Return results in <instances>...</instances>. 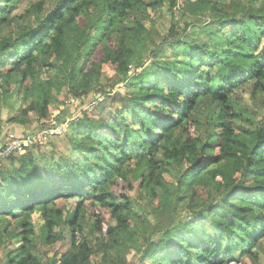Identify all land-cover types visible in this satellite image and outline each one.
<instances>
[{"label": "trees", "instance_id": "16d2710c", "mask_svg": "<svg viewBox=\"0 0 264 264\" xmlns=\"http://www.w3.org/2000/svg\"><path fill=\"white\" fill-rule=\"evenodd\" d=\"M22 1L0 0V139L38 134L30 115L49 121L65 89L105 98L97 119L70 123V151L36 144L0 167V264L264 255V107L235 101L264 97V0H44L18 15ZM144 190L146 214L134 206ZM67 235L69 251L54 249Z\"/></svg>", "mask_w": 264, "mask_h": 264}, {"label": "rangeland", "instance_id": "374dc122", "mask_svg": "<svg viewBox=\"0 0 264 264\" xmlns=\"http://www.w3.org/2000/svg\"><path fill=\"white\" fill-rule=\"evenodd\" d=\"M40 1H44V0H24L18 5L15 13H17L19 15L25 11L28 3L37 4ZM45 1H51V0H45ZM226 5L227 4H225V6ZM157 28H158L157 30L152 31L153 39L149 43L152 49H155L158 42H160L161 35L164 33V31L161 27H157ZM9 33H10V31L8 28H3L0 32V36L8 35ZM188 40L190 42H193L195 40V38L189 37ZM162 58H167V59L173 58V54L167 53ZM140 71H141L140 69L137 70V72H140ZM102 82H103V84H105L107 82V78L104 77V80ZM105 90L107 92L106 94H109V97H112V98L115 97L116 99L119 98L118 95H124V93L126 92V88H125L124 84H119V85H116L114 87L108 86L105 88ZM109 97H106V98H109ZM104 98L105 97H101L100 94H96V100L97 101H93V99L90 98L89 100H86L85 103H80V100L74 99V97H72L70 94H68L67 90L65 89L60 94L57 95L58 104H56V105L54 104L50 108L51 118H54L57 121L70 122L71 123L73 120L81 117L83 112H89L90 118H93V119L96 118L97 119L99 116V113H100V109L98 108V104H99V102H102L104 100ZM235 101L239 107H244L251 115L255 114L259 108L264 107V97L262 95H260V96L256 95L253 97L251 92L247 91V90L236 93ZM239 116H241V119H245L248 117L242 111H239ZM241 119H239V122ZM29 123H30V127H28V129H26V133H30L32 131H35L38 128L40 129L41 122L39 121L37 116L31 114L30 118H29ZM69 130H70V128H69ZM10 133L15 134L13 129L10 131ZM67 134H68V132L63 134V135L53 136L51 139H49L47 141L46 145L41 146L42 151L48 152V153L58 151V152H64V154L66 152L70 151L72 149L73 143L68 138L69 136H67ZM4 138L2 137L0 139V144L3 143ZM33 147L34 146H31L29 148L32 149ZM7 162L8 161H5L3 164H6ZM3 164L1 165V167L3 166ZM155 191L163 200H165L169 204H172L173 197L170 196L169 194H167L162 188L155 187ZM144 195H149V191L144 190ZM148 197H150V195L142 197L140 202H134L135 208L142 214L143 213L146 214L147 209L145 207V202H146ZM149 219L152 221V224L154 225L155 232H162L160 226L156 223V220L150 216H149ZM207 225H208V227H213L214 223L213 222L211 224L208 223ZM55 248L60 250L63 253L68 252L70 249V236L67 235L66 240L63 243L56 245L54 247V249ZM252 255L254 256L255 253H252L251 255L244 254V253H238L237 254V260H238L237 264H264V255L263 254H260L259 257L258 256L253 257ZM139 258H140V255H139L138 251H135V250L132 251V253L127 257L128 264H140ZM5 263H6V260H5Z\"/></svg>", "mask_w": 264, "mask_h": 264}, {"label": "built area", "instance_id": "2783aa9c", "mask_svg": "<svg viewBox=\"0 0 264 264\" xmlns=\"http://www.w3.org/2000/svg\"><path fill=\"white\" fill-rule=\"evenodd\" d=\"M69 128L70 122H61L51 118L49 121L41 122L38 134L27 139H21L16 137L15 134L9 133L3 139V143L0 144V167L10 157L22 156L29 147L36 144L44 146L53 136L67 133Z\"/></svg>", "mask_w": 264, "mask_h": 264}]
</instances>
